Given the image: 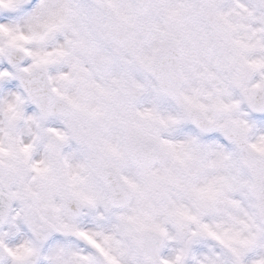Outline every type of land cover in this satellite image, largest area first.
Segmentation results:
<instances>
[{
	"label": "clouds",
	"instance_id": "clouds-1",
	"mask_svg": "<svg viewBox=\"0 0 264 264\" xmlns=\"http://www.w3.org/2000/svg\"><path fill=\"white\" fill-rule=\"evenodd\" d=\"M0 264H264V0H0Z\"/></svg>",
	"mask_w": 264,
	"mask_h": 264
}]
</instances>
